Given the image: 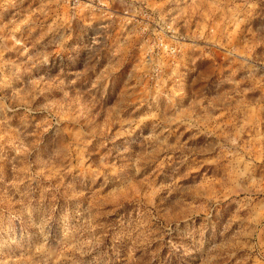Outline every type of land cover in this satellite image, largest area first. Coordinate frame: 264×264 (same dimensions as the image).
Instances as JSON below:
<instances>
[{"label": "rangeland", "instance_id": "rangeland-1", "mask_svg": "<svg viewBox=\"0 0 264 264\" xmlns=\"http://www.w3.org/2000/svg\"><path fill=\"white\" fill-rule=\"evenodd\" d=\"M0 264H264V0H0Z\"/></svg>", "mask_w": 264, "mask_h": 264}, {"label": "built area", "instance_id": "built-area-1", "mask_svg": "<svg viewBox=\"0 0 264 264\" xmlns=\"http://www.w3.org/2000/svg\"><path fill=\"white\" fill-rule=\"evenodd\" d=\"M155 51L157 55L165 54L173 57L178 52V48L177 46L169 44L163 38L158 37L155 42Z\"/></svg>", "mask_w": 264, "mask_h": 264}]
</instances>
